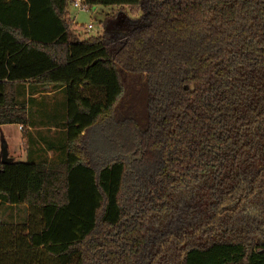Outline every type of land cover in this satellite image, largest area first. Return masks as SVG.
Returning a JSON list of instances; mask_svg holds the SVG:
<instances>
[{"label": "trees", "instance_id": "obj_1", "mask_svg": "<svg viewBox=\"0 0 264 264\" xmlns=\"http://www.w3.org/2000/svg\"><path fill=\"white\" fill-rule=\"evenodd\" d=\"M83 3L117 11L82 40L70 0H0V127L21 82L66 98L59 161L0 162V256L264 264V0ZM14 206L39 221L11 241Z\"/></svg>", "mask_w": 264, "mask_h": 264}, {"label": "rangeland", "instance_id": "obj_2", "mask_svg": "<svg viewBox=\"0 0 264 264\" xmlns=\"http://www.w3.org/2000/svg\"><path fill=\"white\" fill-rule=\"evenodd\" d=\"M116 11V9H113L111 7L97 6L92 8L89 12H86L78 10L74 8L72 4H70L68 8V13L69 19L72 23L71 31L75 36L82 40L90 37H97L102 33L103 28L101 22L105 19V16L109 13H115ZM90 25L93 28L92 30L87 29ZM57 125H59L57 126L58 130L64 129L66 126V121H64V123L62 124ZM59 136L61 139H63L64 133H59ZM22 139H24V136L23 133L19 130L18 126H6L0 131V155L2 152L3 142H5L9 147L10 155L13 152L15 158L18 157V151L22 152L23 154L26 149L30 147V144L26 142V145H23ZM17 148L18 151L16 152ZM16 161L18 162L19 160L16 159ZM51 161H59L58 152L54 151V158ZM193 199L194 198H183L182 200V197H180V213L187 212V208L193 204L190 202V200L192 201ZM14 207H12L13 209H7L9 207H6L3 210V219L4 222L7 223V230L11 232V241L13 237L15 238L18 235L20 231L22 232V224L31 221L32 218H35L39 221L38 215H35L31 209H28L27 207ZM180 215L181 214H179V216ZM186 221H188L186 218L180 219V217H177L173 222L172 227L174 228V230H179ZM29 224L30 223H27V225ZM14 230H17V232H15ZM15 250L16 247L3 248V254L0 256V264H28L29 262H31L32 264H42L43 260H45V257H43L41 252L38 254H31V256L30 254L29 256H26L25 253H17ZM31 258L33 259L31 260ZM47 264H53V262L50 259H47Z\"/></svg>", "mask_w": 264, "mask_h": 264}, {"label": "crops", "instance_id": "obj_3", "mask_svg": "<svg viewBox=\"0 0 264 264\" xmlns=\"http://www.w3.org/2000/svg\"><path fill=\"white\" fill-rule=\"evenodd\" d=\"M18 86L21 94L20 102L29 113V124L19 130L24 136L22 144L26 145V142H28L30 147L23 154L17 148L16 152L18 151L20 155L17 154L18 157L15 158L13 152L10 155L7 146L9 157L15 161L18 159V162L32 161L40 163L41 161H51L54 158V150L60 146L62 147L64 141V138H60L59 133H64L65 128L61 130L57 128L59 126L57 124L64 123L66 117L64 90L52 86H42L33 81L21 82ZM6 126L8 125L1 126L0 131Z\"/></svg>", "mask_w": 264, "mask_h": 264}, {"label": "built area", "instance_id": "obj_4", "mask_svg": "<svg viewBox=\"0 0 264 264\" xmlns=\"http://www.w3.org/2000/svg\"><path fill=\"white\" fill-rule=\"evenodd\" d=\"M71 4L74 8L78 9V10H82V11H86L89 12L91 9H89L88 7L84 6L83 0H70ZM88 30H92V26H88L87 28ZM20 130L23 129V127H19Z\"/></svg>", "mask_w": 264, "mask_h": 264}, {"label": "water", "instance_id": "obj_5", "mask_svg": "<svg viewBox=\"0 0 264 264\" xmlns=\"http://www.w3.org/2000/svg\"><path fill=\"white\" fill-rule=\"evenodd\" d=\"M12 161L13 160L9 157L7 144L5 142H3V144H2V152H1V161L0 162L2 164H9Z\"/></svg>", "mask_w": 264, "mask_h": 264}]
</instances>
